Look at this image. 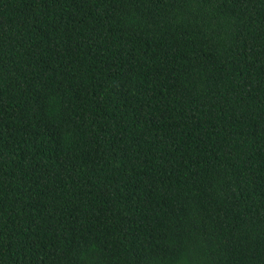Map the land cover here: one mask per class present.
<instances>
[{
    "label": "trees",
    "instance_id": "16d2710c",
    "mask_svg": "<svg viewBox=\"0 0 264 264\" xmlns=\"http://www.w3.org/2000/svg\"><path fill=\"white\" fill-rule=\"evenodd\" d=\"M0 264H264V0H0Z\"/></svg>",
    "mask_w": 264,
    "mask_h": 264
}]
</instances>
